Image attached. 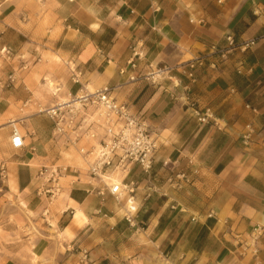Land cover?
I'll use <instances>...</instances> for the list:
<instances>
[{"label":"crops","instance_id":"1","mask_svg":"<svg viewBox=\"0 0 264 264\" xmlns=\"http://www.w3.org/2000/svg\"><path fill=\"white\" fill-rule=\"evenodd\" d=\"M228 36L237 44L255 43L221 58ZM0 44L12 48L13 65L21 71L30 64L44 72L53 67L59 93L114 86L119 101L149 120L159 144L151 178L137 167L128 176L142 182L132 224L124 200H103L92 190L94 181L72 174L77 180L66 183L67 193L51 211L64 201L66 207L56 215V226H45L48 237L76 210L60 228L64 249L50 238L38 239L25 263L5 264H264V233L258 258L242 256L238 243V236L264 227V0H0ZM134 51L143 55L141 69L152 63L173 70L156 83L131 81ZM198 57L205 61L192 80L181 70ZM21 71L11 89L0 88L1 112L33 102ZM30 79L35 85L36 78ZM49 83L54 84H43L47 95ZM196 108L210 109L208 122L199 121ZM249 123L257 136L246 147L241 136ZM32 129V149L12 147L4 158L26 209L42 207L33 193L40 167L31 162L35 146L51 143L53 128ZM180 170L197 173L176 188L168 177ZM151 186L157 192L147 198ZM80 249L88 250V261Z\"/></svg>","mask_w":264,"mask_h":264},{"label":"built area","instance_id":"2","mask_svg":"<svg viewBox=\"0 0 264 264\" xmlns=\"http://www.w3.org/2000/svg\"><path fill=\"white\" fill-rule=\"evenodd\" d=\"M254 40L243 41L237 44L233 36L227 37V46L220 49L221 58H225L228 52L235 47L246 51ZM0 56L5 60L12 59L13 50L10 46L0 44ZM142 53L134 51L129 60L131 81L145 79L156 83L164 79L171 73L173 67L158 66L152 63L140 68ZM204 57L193 58L181 70L192 80L196 79L194 69L198 65H203ZM128 70L121 69L120 73L125 74ZM140 71V72H139ZM139 72V73H138ZM16 77L8 75L4 80L0 79L2 87L13 85ZM73 81L79 83V76L74 75ZM248 107H250L248 105ZM198 119L202 123L208 122L210 109L202 113L198 108L194 109ZM256 111V109H253ZM40 113H44L53 123L52 141H55L62 150L61 152H77L84 165L85 175L94 181L92 190L100 198L105 200L112 196L116 201H123L126 198V208L128 215L126 219L132 224V217L137 211V191L142 182L132 179L128 181V176L137 167L147 179L153 173L156 154L159 150L158 140L152 124L140 112H136L129 104L121 102L115 95V87L105 85L98 89L83 87L76 93H67L64 98L58 99L52 105L40 108ZM26 136L20 129V122L11 124V146L15 149L26 147ZM257 132L253 124L246 126V132L241 136L244 146L249 147L256 142ZM164 167L169 170V161H164ZM70 171L68 174L67 172ZM81 170L69 165L57 166L43 165L38 170L36 193L43 202V216L49 223L48 215L51 213L52 204L69 188L75 180L65 182L63 179L79 175ZM192 170L187 172L180 170L171 173L168 181L171 186L182 188L193 180ZM120 174L121 182H113L112 175ZM8 176V168L5 163H0V191ZM74 178V177H72ZM88 179V180H89ZM157 189L154 186L148 187L145 197H151ZM132 202L134 209L130 208ZM50 224V223H49ZM264 227L257 225L243 239L238 236V243L242 249L241 255L250 253L253 258H258L261 250V239ZM83 254L82 260L88 261L89 252L80 249Z\"/></svg>","mask_w":264,"mask_h":264},{"label":"rangeland","instance_id":"3","mask_svg":"<svg viewBox=\"0 0 264 264\" xmlns=\"http://www.w3.org/2000/svg\"><path fill=\"white\" fill-rule=\"evenodd\" d=\"M13 58L14 56H12V59L10 60H5L0 56V79L4 80L10 74L16 76L17 73L21 71L20 66H18L17 64H15V66L13 65ZM51 58H53L52 60H54L55 62H58L59 67L63 66V64L65 63L63 60L56 56H53ZM71 67H73V65H71ZM53 69V67H49V70L46 72L40 71L35 69L34 64L25 66L22 69L21 75L24 78H27V82L34 94L33 102L29 106H26L25 103L23 104V102H20L17 107L6 109V112H1L2 110L0 111V163H5L6 159L4 158H8L13 152L11 144L8 143V138H10L11 136L12 124V122L9 121L17 120L19 122L26 119L25 122L21 121L20 123V129L24 134L32 131V127H40L43 130L46 128H49L51 130V128H53L52 121L44 113L38 112L40 108H44L43 106L47 104V102L54 103L58 99L64 98L66 95V93L61 91V93H59L58 96L55 97L52 95V93L50 95H47V91L44 90L43 84H47L49 80H52L54 83H49L48 88L50 89V91H55V85H58L60 87L59 80H57L53 76ZM30 76L36 78L35 85L31 84L30 78L32 77ZM45 78L47 80H44ZM11 87H13V85L5 87H2V85H0V88L3 91L11 89ZM38 102H42L44 105H36V103ZM0 109H2V107H0ZM50 137H52V134H50ZM49 139H51V143H47V141H45L44 143H41L34 147V152H36V155L31 162V166L37 169L38 167H41L43 165H69L74 167L75 169H81L83 173L81 179L87 181L88 177L84 174V165L80 160L77 152L70 151L62 153V150H60L57 143L55 141H52V138ZM26 146L30 148L33 147L32 139H30L28 136L26 139ZM11 159L20 160L23 158H20L18 156H11ZM67 173L69 174L70 171H68ZM72 180L76 181L77 179L72 177H66L65 179H63V181L65 182H70ZM33 193L34 195H37L36 191H34ZM66 193L67 191H64V193L61 194V196L58 198V201H62L61 199ZM16 196H19V199H17ZM64 202H62L61 208H57L56 206L53 207V211H51V213L48 215L50 224L56 226V215L66 207V204ZM124 202L126 203V198L124 199ZM41 203H43L42 200ZM25 204L26 203L24 202L23 195L20 196L17 188L15 187L13 179L11 178V176H9L8 173L6 181L2 185V190L0 191V264H5L10 259L25 263L28 259L26 251L31 252V250L35 248L38 239H44L47 237L46 234L48 233V231H46L45 226H49V223H47L45 217L43 216L44 204H41V208L37 206L36 209H26L24 208ZM72 217L73 215L68 212L67 222L62 223L59 228L57 227L56 231L51 230L49 233L50 235L47 237L53 241L58 242V244L60 243L59 246L62 249L64 248L61 243L64 238L61 235L62 229L60 228L62 227V225H65V223L71 221ZM70 237H72V235ZM34 260L35 262H38L40 258L34 257Z\"/></svg>","mask_w":264,"mask_h":264},{"label":"bare ground","instance_id":"4","mask_svg":"<svg viewBox=\"0 0 264 264\" xmlns=\"http://www.w3.org/2000/svg\"><path fill=\"white\" fill-rule=\"evenodd\" d=\"M88 88L92 89L90 86ZM51 92H52V95L56 97L57 94L59 93V89H57L56 91L51 90ZM39 111H40V109H39ZM21 121L22 122L23 121L25 122L26 119L25 120H21ZM21 121H19V122L21 123ZM9 122H13V124H15L16 123V120H11ZM111 179L113 180V182L120 183L121 182V175L120 174H114V175H112ZM129 205H130V208H132V209L135 208V206H134V204L132 202H130ZM75 213H76V210H75ZM75 213H74L73 217L75 216Z\"/></svg>","mask_w":264,"mask_h":264}]
</instances>
